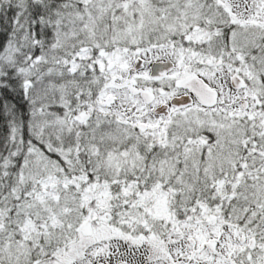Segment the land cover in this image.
Instances as JSON below:
<instances>
[{
	"label": "snow or ice",
	"instance_id": "1",
	"mask_svg": "<svg viewBox=\"0 0 264 264\" xmlns=\"http://www.w3.org/2000/svg\"><path fill=\"white\" fill-rule=\"evenodd\" d=\"M0 264H264V0H0Z\"/></svg>",
	"mask_w": 264,
	"mask_h": 264
}]
</instances>
